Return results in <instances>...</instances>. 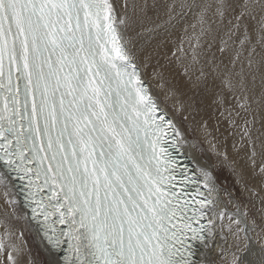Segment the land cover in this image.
Returning a JSON list of instances; mask_svg holds the SVG:
<instances>
[{
  "label": "snow or ice",
  "instance_id": "snow-or-ice-1",
  "mask_svg": "<svg viewBox=\"0 0 264 264\" xmlns=\"http://www.w3.org/2000/svg\"><path fill=\"white\" fill-rule=\"evenodd\" d=\"M173 36L217 164L146 82ZM0 197V264H264V0H0Z\"/></svg>",
  "mask_w": 264,
  "mask_h": 264
},
{
  "label": "bare ground",
  "instance_id": "bare-ground-1",
  "mask_svg": "<svg viewBox=\"0 0 264 264\" xmlns=\"http://www.w3.org/2000/svg\"><path fill=\"white\" fill-rule=\"evenodd\" d=\"M158 40L159 38H157V40H154L153 44L157 43ZM173 41L178 44V37L173 36L170 40L161 43L159 47L155 48L146 44L144 50L140 52L139 55L141 57V62L144 63L146 60L148 65L145 69L146 82L154 90L155 93L159 94V100L162 106L166 108L170 115H174V118L177 121L183 122L182 130L186 133L187 138L190 141H195L202 149H204V154L202 157L200 153L195 152L194 150H192V154L197 156L201 164H203L205 160L208 161L210 164H217L218 160L216 155L210 148V142L216 143L217 141H224V137L228 136V132L226 131L227 123L223 121V118L220 117L219 110H217L216 106L212 103L214 99V94H208L204 104L195 103L193 112L191 114L187 112L178 111L179 104L175 103L174 100L188 102V95L193 94L191 91H189L191 86L187 83H184L182 85V90L188 92V95L178 93L176 98H172L170 95L168 96V98H166L167 88H171L172 85L176 83V79L180 78L177 77L176 79H173L169 77V74L167 72H165V76L169 79V83L165 85L164 88H161V81L157 77L153 76L154 71H164V66L168 64L169 59H175L171 55V52L174 48ZM137 46L139 47V45ZM200 109H202V111H199V114L195 115L196 111ZM184 115H189L188 121H184ZM192 115H195V120L192 119ZM218 123L221 125L219 131L216 130ZM189 125H192V129L190 132ZM224 142L226 144V150L234 156L235 153L232 150V137L228 136V140ZM221 150L223 151L224 149L222 148ZM222 175L229 177L230 183L233 186H236V177L232 176L227 168H224ZM236 187L238 188V186ZM5 207L6 206L3 203L2 197H0V211H2ZM11 210L12 209L9 207L8 211ZM25 238L27 240L28 248L34 250L33 255L36 256V258L39 260L41 256L36 254L35 249L37 245L36 242H34V238L32 236L27 235Z\"/></svg>",
  "mask_w": 264,
  "mask_h": 264
}]
</instances>
